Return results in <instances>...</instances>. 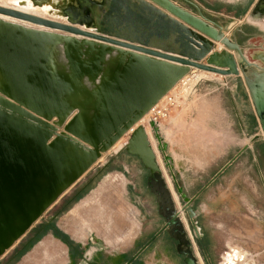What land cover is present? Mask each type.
I'll list each match as a JSON object with an SVG mask.
<instances>
[{
  "label": "water",
  "instance_id": "water-1",
  "mask_svg": "<svg viewBox=\"0 0 264 264\" xmlns=\"http://www.w3.org/2000/svg\"><path fill=\"white\" fill-rule=\"evenodd\" d=\"M184 1L191 4L197 13L178 6L172 0H66L61 11L66 22L0 6L2 15L55 32L128 48L148 55L146 57L153 62L159 58L174 63L177 74L174 83L164 87L161 94L145 106V87L140 85V89H136L127 81L122 83L127 77L119 73L111 83V89H100L93 104H85V111H81L71 103L80 89L73 80L92 74L95 68L89 65L88 73L81 72L80 75L72 71L70 77L56 74L50 68V57L43 50V45L35 42L34 57L32 45L26 37L12 29L0 28V64L8 73L12 90L18 93L16 98L0 91L2 99L10 100L7 106L3 104L6 100L0 99V258L102 152L133 129L190 73L191 68L223 76L244 77L264 134V91L256 87L261 83L260 78H264V68L249 61L237 40L225 34L223 27L205 16L195 3ZM215 43H221L222 48L216 50ZM247 68L255 71V78L246 72ZM260 86L263 87L262 84ZM99 109L106 112L94 115ZM75 110L86 113L78 118ZM149 124L155 134L157 123L150 121ZM63 125L65 131L58 132ZM155 137L159 138L157 134ZM71 146L77 152H84V156L69 152ZM125 150L136 156L148 171L146 185L156 196L158 212L165 220V230L176 241V252L183 256V263L199 264L192 248L188 223L183 216L186 214L191 224L196 218L192 199L186 197L179 187L183 207L177 209L144 126L132 130ZM84 161L87 164L84 165ZM177 185L180 186L181 182ZM192 231L197 234L195 226H192Z\"/></svg>",
  "mask_w": 264,
  "mask_h": 264
},
{
  "label": "rangeland",
  "instance_id": "rangeland-1",
  "mask_svg": "<svg viewBox=\"0 0 264 264\" xmlns=\"http://www.w3.org/2000/svg\"><path fill=\"white\" fill-rule=\"evenodd\" d=\"M172 1L192 13H197L191 4L184 0ZM189 1L195 3L201 11L216 6L224 15L231 12V7L240 9L242 6L238 0ZM219 17L228 20L224 16ZM218 47L221 48L219 45ZM243 52L249 61L263 62L264 41H250ZM253 71L251 68L250 75L254 78ZM203 72L197 71L195 74L204 76ZM188 75L168 92L173 94L176 102L173 110L188 107L187 103L192 98L194 86L191 82L195 80ZM209 75L223 77L216 73L207 76ZM152 116L148 111L143 122L138 121L133 128L140 125L145 127L167 185L172 195L174 194L173 198L177 196L175 205L180 209L183 207V199L178 188L180 187L188 198L194 192H186L188 187L184 190L182 182L180 186L177 185V176L173 173V156L183 157L181 164L190 168L188 173L192 177L189 179L194 178L193 174L199 167L214 164L215 162L207 159L200 162L199 158L204 154L205 158L210 157V152H222L225 146L205 145L195 141L205 135L203 125L207 123V119L220 124L226 123L225 119L228 117L220 112H169L166 119L157 118L155 121ZM150 121L158 125V131L155 132L158 139L150 127ZM64 131V125L59 127L58 132ZM131 133L132 130L127 131L114 145L102 152L63 196L33 223L31 229L4 253L0 264H77L79 252L87 246H101L109 252L123 254L124 259L142 249L137 264H184L183 256L176 252V241L170 238L165 230V220L158 212L156 196L145 184L148 171L144 172L140 160L125 150ZM226 135L229 136V132ZM232 135H235L234 132ZM243 135L253 137L254 151L260 153L261 165L264 168V134L261 127L256 123L252 126L248 118L244 124ZM234 148L229 146L228 154ZM238 163L242 165L245 162L241 160ZM229 176L231 178L226 201L211 209H199L201 213L193 219L192 224L186 214H183L188 223L192 248L200 264H209L206 262L205 253L209 255L210 264H226L223 261L224 253L230 252L231 248L244 252L247 264H264V241L259 238L248 239L250 235H242V232L235 234L237 224L245 216L251 215L250 213H253L257 232L264 231V198L258 199L259 191L264 193V180L261 183L256 181L255 188H252L243 186L241 177L234 174ZM209 193L212 195V192ZM263 193L261 197L264 196ZM202 195L200 198L208 199L207 193ZM254 200L256 206L260 205L261 208H251ZM195 205L196 203L192 204L193 207ZM194 209L196 211L195 207ZM201 225L206 226V232H203L204 227L201 228ZM192 226L197 228V233L205 234L206 239L196 237ZM62 235L70 242V246L62 241ZM257 235L260 236L259 233ZM122 261L121 257L117 259L116 264Z\"/></svg>",
  "mask_w": 264,
  "mask_h": 264
},
{
  "label": "crops",
  "instance_id": "crops-1",
  "mask_svg": "<svg viewBox=\"0 0 264 264\" xmlns=\"http://www.w3.org/2000/svg\"><path fill=\"white\" fill-rule=\"evenodd\" d=\"M238 3L242 5L241 8L231 7V12L227 13L228 15L220 13V9L216 6L208 10L202 9V11L209 19L220 24L225 34L231 38L234 37L244 50L249 46L250 41L256 39L264 41V0H238ZM254 11L257 13L251 18ZM219 16H224L228 20ZM215 49H221L218 47V43H215ZM255 63L259 64L257 61ZM197 71L202 70L191 68L188 75L195 80L191 82L194 87L191 94L192 98L187 103L188 107L172 110L171 112H220L228 117L225 119L227 120L226 123L221 122L220 124L213 123L210 118L209 120L207 119V123L203 125L205 135L195 141V143L205 145L225 146L222 152H210V157L205 158L204 154V156L199 158L200 162L207 159L215 162L214 164L199 167L193 174L194 178L189 179V177H192L188 173L190 168L181 164L183 157L180 155L177 157L173 156V173L177 176V181L182 182L184 190L185 187H188L186 192H194L190 195V198L192 199V204L196 203L194 207L196 208L197 216H199L201 213L199 209H211L216 204H221L222 201L228 199L229 178L232 176H229V174L241 177L243 186L255 188L256 181L261 183L264 180V168L261 165L260 153L254 151L253 137L251 135L249 137L243 135L244 124L248 118L251 120L252 126L255 123L258 125V123L242 76H207L211 73L207 71H202L205 73L204 76H198V74H195ZM228 132L229 136L226 135ZM233 132L235 135H232ZM229 146L235 147L230 154L227 152ZM241 160H244L245 163L238 165ZM142 168L145 172L146 169L143 166ZM208 169L209 172H207ZM146 178L147 175L145 184ZM209 192H212V195ZM203 193H207L208 199L200 198ZM262 193L263 191H259L258 199L264 198V196L261 197ZM254 202L255 200L252 201L253 205L251 208H261L260 205L257 207ZM250 214L237 224L235 234L238 235L242 232V235H250L248 239L258 240L259 238L264 241V231L257 232L254 218L252 217L253 213ZM205 225H201V228L204 227L203 232H206L207 229ZM195 236H200V239H206L205 234H201V232ZM243 246L245 245L243 244ZM141 252L142 249L135 254H131L129 258L124 259L123 254L109 252L101 246H87L79 252L77 264H116L117 259L121 257L123 261L120 264H137ZM240 253L245 254L241 251ZM204 256H207L206 262L210 264L208 253H205ZM247 262V259H244L240 264H247Z\"/></svg>",
  "mask_w": 264,
  "mask_h": 264
},
{
  "label": "bare ground",
  "instance_id": "bare-ground-1",
  "mask_svg": "<svg viewBox=\"0 0 264 264\" xmlns=\"http://www.w3.org/2000/svg\"><path fill=\"white\" fill-rule=\"evenodd\" d=\"M65 1L66 0H3L0 2V6L13 8L42 18L66 22V18L61 14ZM0 28L3 30L12 29L15 32L21 33L23 38L26 37L30 41L29 44L32 45V56L34 57L36 53L35 42L39 43L41 46L43 45V50L45 49V52L48 53L50 57V68L56 74L70 77L72 71L78 72L80 75L81 72H87V67L89 65L95 68L92 74L85 75L81 79L73 80L74 84L80 86V89L71 103L73 107L77 106L81 111H85L83 109V107L86 106L85 104H93L94 98H96L95 94L99 92L100 89H103V91L110 90L111 83L119 73L125 76V78L127 77L122 83L127 81L136 89H140V85L145 87L144 93H147V98L144 101L145 106H148L152 99L161 94L164 87L168 88L177 79V74L173 67L174 63L159 58H155L156 61L153 62L152 59L146 57L148 55L138 53L128 48L115 47L111 44L84 36L55 32L41 25L2 14H0ZM218 45L222 48L221 43H218ZM130 53H132V58H130ZM246 72L250 75L251 69L247 68ZM2 90L18 98V93L12 90L8 73L5 72L0 64V91ZM0 99L6 100L3 104L7 106L10 105L7 103V101H10L9 99H2L1 96ZM100 103L102 107L103 103L101 97ZM102 110L106 112L104 109ZM98 111L99 112L94 115L99 114L101 109ZM84 113L86 112H76L75 115L81 118L79 116H82ZM144 116L141 118L140 122H143ZM73 147L74 146L69 147V152L79 157L84 156V152H77ZM85 164H87V162H85L84 165ZM66 171L69 172L68 170ZM175 196L174 200L177 203V196ZM224 255L223 261H225L226 264H237L238 262H243L245 259V254L240 253L237 248H231V251L225 252Z\"/></svg>",
  "mask_w": 264,
  "mask_h": 264
},
{
  "label": "built area",
  "instance_id": "built-area-1",
  "mask_svg": "<svg viewBox=\"0 0 264 264\" xmlns=\"http://www.w3.org/2000/svg\"><path fill=\"white\" fill-rule=\"evenodd\" d=\"M168 94L150 109V113L153 115V120L156 121L157 118L166 119L168 117V113L173 110V106L176 104V102L174 100L173 94Z\"/></svg>",
  "mask_w": 264,
  "mask_h": 264
},
{
  "label": "flooded vegetation",
  "instance_id": "flooded-vegetation-1",
  "mask_svg": "<svg viewBox=\"0 0 264 264\" xmlns=\"http://www.w3.org/2000/svg\"><path fill=\"white\" fill-rule=\"evenodd\" d=\"M256 13H257V12L254 11V12L252 13V15H251V18H252V16L255 15ZM254 63H255V61H254ZM259 64H260V65H259ZM259 64H258V65H259L260 67L264 68V61L261 62V63H259ZM260 73H261V71H260ZM254 78H255V77H254ZM259 82H261V83H257V84H256V87L259 88V89H262V90L264 91V78L261 77ZM261 84H262L263 87L260 86ZM254 112H255V111H254ZM257 123H258V125H259L258 119H257ZM259 126H260V125H259ZM262 140H263V143H264V138H263ZM66 240H67L66 237H64V236L62 235V241H63V242L65 241V243H66L68 246H70V242H69V241H66Z\"/></svg>",
  "mask_w": 264,
  "mask_h": 264
},
{
  "label": "trees",
  "instance_id": "trees-1",
  "mask_svg": "<svg viewBox=\"0 0 264 264\" xmlns=\"http://www.w3.org/2000/svg\"><path fill=\"white\" fill-rule=\"evenodd\" d=\"M44 233H46V230L44 231ZM35 240V239H34ZM22 254V253H21Z\"/></svg>",
  "mask_w": 264,
  "mask_h": 264
}]
</instances>
